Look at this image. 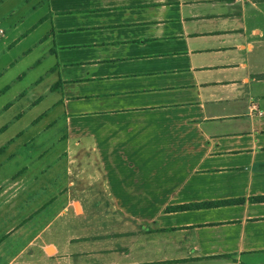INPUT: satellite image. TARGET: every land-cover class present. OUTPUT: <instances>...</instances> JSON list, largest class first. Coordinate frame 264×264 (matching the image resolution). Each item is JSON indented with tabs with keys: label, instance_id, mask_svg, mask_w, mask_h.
<instances>
[{
	"label": "crops",
	"instance_id": "obj_1",
	"mask_svg": "<svg viewBox=\"0 0 264 264\" xmlns=\"http://www.w3.org/2000/svg\"><path fill=\"white\" fill-rule=\"evenodd\" d=\"M38 3L0 31L44 27L56 95L0 107V264H264V0Z\"/></svg>",
	"mask_w": 264,
	"mask_h": 264
},
{
	"label": "rangeland",
	"instance_id": "obj_2",
	"mask_svg": "<svg viewBox=\"0 0 264 264\" xmlns=\"http://www.w3.org/2000/svg\"><path fill=\"white\" fill-rule=\"evenodd\" d=\"M37 2H39V0H25V1L24 0H2L1 2L2 4L0 3V15H6L5 19L0 20V31L4 32V34H2L3 37L5 35H8V38H11V35L13 34V32H11V30L9 31V27L12 23H15L18 19H20L21 21L14 31H21L22 33L32 28V26H34V24L39 20L42 14V11L44 9V6L39 3L36 6ZM12 11H13V15L11 18H9L8 16L10 12ZM257 21H258L257 18H252L251 19L252 26L255 24L259 25ZM43 32H44V27L37 26L31 31V33L26 37V39H24L16 47L0 55V73H1L0 90L5 85H8L11 80H14L17 75L24 73V76L22 77L21 80L14 82L13 84H11L10 89L7 92L0 94V107L10 102V100L12 99V97L17 91L20 92L27 87L29 88L30 86H32V89L29 91V93H32V94L34 93L37 96L44 95L45 87L49 85V83L53 82L54 76L46 74V72L48 71L51 65V59L49 57H46V58L42 57L47 47V43L45 44L38 43V40L40 39ZM2 35H0V49L3 48V45L1 44V42L4 40V38L2 37ZM28 49L30 51L27 54H24L23 52H25ZM18 57L20 58L16 61V63L13 64V66H11L10 68H7L5 71L2 70L5 66L8 65L9 60H14ZM253 59H255L254 55H253ZM41 77L43 78V82H41L37 86H33L35 82ZM36 95L34 96L36 97ZM55 96H56L55 94L46 93L43 96V98L32 108H30L32 106L31 101H30L28 113L26 114L25 118L23 117L22 122L24 123L25 121L27 120L29 121V119L40 115L41 112L45 111L47 107H49L51 103L56 100ZM50 116L51 115H47V118L43 119V122L45 123L46 121L50 120ZM4 122H5V119L4 121L1 119L0 125ZM20 123H16L13 126L18 127ZM51 153L52 152H49L45 156L44 159H41L40 163L43 164V163L49 162V164H51L52 163L50 161L52 160ZM58 165L59 163L52 164V168L54 172H56L59 169L60 166ZM60 172H61V167H60ZM50 174L51 172L49 173L45 172L41 176L47 177ZM37 200L41 201L40 199H37ZM82 200H85V199H82ZM95 202L97 203L96 208L94 205ZM103 203L104 201L100 199L85 200V206L88 207V205L91 204V209H95L94 211L101 210V207L104 206ZM107 207L109 208V206ZM75 210L77 213L80 212L78 203H75ZM92 221L93 220H91V222ZM78 222L81 224H84V223L86 224V219L82 218Z\"/></svg>",
	"mask_w": 264,
	"mask_h": 264
},
{
	"label": "trees",
	"instance_id": "obj_3",
	"mask_svg": "<svg viewBox=\"0 0 264 264\" xmlns=\"http://www.w3.org/2000/svg\"><path fill=\"white\" fill-rule=\"evenodd\" d=\"M58 86H55V88ZM208 204H197V205H183V206H177V207H171L170 210H185V209H192L197 207H204Z\"/></svg>",
	"mask_w": 264,
	"mask_h": 264
}]
</instances>
